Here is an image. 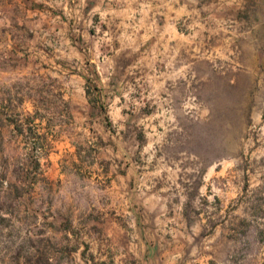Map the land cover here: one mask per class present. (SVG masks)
Segmentation results:
<instances>
[{
	"label": "rangeland",
	"instance_id": "rangeland-1",
	"mask_svg": "<svg viewBox=\"0 0 264 264\" xmlns=\"http://www.w3.org/2000/svg\"><path fill=\"white\" fill-rule=\"evenodd\" d=\"M0 264H264V0H0Z\"/></svg>",
	"mask_w": 264,
	"mask_h": 264
},
{
	"label": "trees",
	"instance_id": "trees-1",
	"mask_svg": "<svg viewBox=\"0 0 264 264\" xmlns=\"http://www.w3.org/2000/svg\"><path fill=\"white\" fill-rule=\"evenodd\" d=\"M14 124H16V126H18V123H14Z\"/></svg>",
	"mask_w": 264,
	"mask_h": 264
}]
</instances>
